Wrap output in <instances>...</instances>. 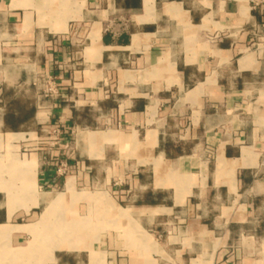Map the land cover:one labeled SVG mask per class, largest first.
<instances>
[{
	"label": "crops",
	"instance_id": "1",
	"mask_svg": "<svg viewBox=\"0 0 264 264\" xmlns=\"http://www.w3.org/2000/svg\"><path fill=\"white\" fill-rule=\"evenodd\" d=\"M0 264H264V0H0Z\"/></svg>",
	"mask_w": 264,
	"mask_h": 264
},
{
	"label": "built area",
	"instance_id": "2",
	"mask_svg": "<svg viewBox=\"0 0 264 264\" xmlns=\"http://www.w3.org/2000/svg\"><path fill=\"white\" fill-rule=\"evenodd\" d=\"M42 84H43V90L46 94H57L58 90L56 87V84L54 82V80L52 79V77H50L49 75H42Z\"/></svg>",
	"mask_w": 264,
	"mask_h": 264
},
{
	"label": "bare ground",
	"instance_id": "3",
	"mask_svg": "<svg viewBox=\"0 0 264 264\" xmlns=\"http://www.w3.org/2000/svg\"><path fill=\"white\" fill-rule=\"evenodd\" d=\"M7 200H8V198H7ZM60 228V227H59ZM53 234H54V232H53ZM70 234H69V232H66L65 230H61V231H59V230H57V232H56V242H57V246L58 247H62V241H64V242H67L70 238V236H69ZM65 238H68V239H65ZM70 244V243H69ZM68 243H66V247H69L70 245H69ZM52 245V244H51ZM57 247V248H58ZM30 248H37V241H33L31 244H30ZM64 248V247H63Z\"/></svg>",
	"mask_w": 264,
	"mask_h": 264
},
{
	"label": "rangeland",
	"instance_id": "4",
	"mask_svg": "<svg viewBox=\"0 0 264 264\" xmlns=\"http://www.w3.org/2000/svg\"><path fill=\"white\" fill-rule=\"evenodd\" d=\"M69 229H70V228H69ZM50 232H52V234H53V232H54V234H55V233L57 232V229H53V230H51ZM69 234H70V233H69ZM70 235H71V234H70ZM70 235H69V236H70ZM64 241H65V240H64ZM64 241H62V244H63L62 247H58V246H57V242H56V240H53V241L51 242V244H52L51 247H55V248H57V247H58V248H63V247H64V248H65V247H66V246H65L66 243L69 244V240H68L67 242H64ZM38 246L40 247V243H38ZM41 247H42V246H41Z\"/></svg>",
	"mask_w": 264,
	"mask_h": 264
}]
</instances>
